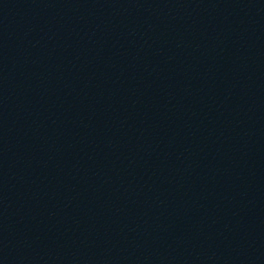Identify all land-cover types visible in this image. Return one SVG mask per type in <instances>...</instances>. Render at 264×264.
<instances>
[{"label":"water","instance_id":"95a60500","mask_svg":"<svg viewBox=\"0 0 264 264\" xmlns=\"http://www.w3.org/2000/svg\"><path fill=\"white\" fill-rule=\"evenodd\" d=\"M0 264H264V0H0Z\"/></svg>","mask_w":264,"mask_h":264}]
</instances>
